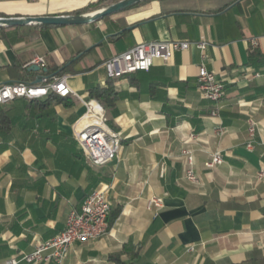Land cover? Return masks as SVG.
I'll return each instance as SVG.
<instances>
[{"label":"crops","instance_id":"obj_1","mask_svg":"<svg viewBox=\"0 0 264 264\" xmlns=\"http://www.w3.org/2000/svg\"><path fill=\"white\" fill-rule=\"evenodd\" d=\"M95 1L0 0V17L68 16ZM201 40L209 43L204 60L191 46L112 81L118 100L103 112L122 148L104 165L73 138L86 112L75 95L72 106L30 107L31 116L21 115L28 102L47 97L0 108L15 121L14 136L0 142V264L59 234L98 189L110 204L107 232L73 244L63 264H264V0L151 1L88 25L0 27V85L17 82L13 66L38 56L93 101L88 92L106 86L102 64L112 56L141 43ZM251 51L260 58L249 60ZM201 64L224 85L215 104L196 90ZM249 119L257 123L252 149ZM216 152L223 163L206 169ZM189 169L198 183L186 180ZM153 197L161 208L147 207Z\"/></svg>","mask_w":264,"mask_h":264},{"label":"built area","instance_id":"obj_2","mask_svg":"<svg viewBox=\"0 0 264 264\" xmlns=\"http://www.w3.org/2000/svg\"><path fill=\"white\" fill-rule=\"evenodd\" d=\"M191 46L200 53L201 59H205V52L209 43L201 40L199 42L170 41V42H147L112 56L104 61L102 67L107 80L117 79L140 72H147L153 66L155 60L168 61L172 55L187 51ZM251 50L256 46L254 39L249 40ZM39 67V71L45 69L46 62L43 57L35 56L25 68ZM257 77V74L254 75ZM34 83L12 82L0 85V108L6 107L18 99L39 100L53 94L60 98L75 95L85 106L86 112L78 119L73 128V138L79 149L96 166L104 165L114 160L121 151L120 134L112 131L105 123L102 107L94 101H85L83 98L73 94L67 85V78L47 77L41 75ZM196 90L199 95L210 103L219 102L224 94V85L218 81L214 73L207 71L204 66L198 69ZM246 133L248 142L247 149H252L257 129V123L252 119L247 120ZM216 136L221 135V130L215 131ZM187 157V163L192 165L190 151H183ZM223 163L219 152L213 153L205 162L206 169H213ZM263 173L257 174L260 180ZM186 180L196 184L198 179L191 169L186 172ZM162 201L151 198L147 207L161 208ZM110 204L106 198L105 191L98 189L86 195L78 209L71 210L66 218L64 229L49 240L39 243L30 254L20 258H10L2 264H63L70 247L75 243L96 241L106 234L108 229V215ZM192 248L189 249L191 251Z\"/></svg>","mask_w":264,"mask_h":264},{"label":"trees","instance_id":"obj_3","mask_svg":"<svg viewBox=\"0 0 264 264\" xmlns=\"http://www.w3.org/2000/svg\"><path fill=\"white\" fill-rule=\"evenodd\" d=\"M119 1L121 0H96L95 2L88 4L85 8L74 12L73 15L90 14L100 9H103L107 6L113 5ZM151 1L163 2L164 0H143L130 8H134V7H137L139 5H142V4L151 2ZM236 1L237 0H233V2H236ZM39 26L48 27V26H43V25H39ZM258 58H260L259 53L257 51H251L249 55V60L258 59ZM13 70L17 74V78H18L17 82H25L23 81L24 76L30 73L28 68H25V67L23 68L21 65H18V64L13 66ZM56 71H57L56 68L47 66L45 67L44 73L42 75L47 76V77H58V75L55 73ZM88 99L95 101L97 104H99L102 107L104 111L107 109L113 108L116 101L118 100V95L114 91L112 80H108L104 88H101V87L91 88L88 92ZM31 104L32 102H28L27 106L24 107V109L22 110L21 115L23 116H28V115L31 116L32 114L34 115V113L36 112L31 113L30 107H34V111H37V113L38 112L40 113L42 109H47L56 104L63 105L64 107L72 106L74 105V101L71 100L69 96L66 98H60L58 96L51 94L42 103H36L34 106H32ZM13 115L14 114L10 112L4 113L0 110V142L2 143H6L8 140H10L14 136L13 132L15 130L14 128L15 121H14ZM116 263L120 264L117 260H116Z\"/></svg>","mask_w":264,"mask_h":264},{"label":"water","instance_id":"obj_4","mask_svg":"<svg viewBox=\"0 0 264 264\" xmlns=\"http://www.w3.org/2000/svg\"><path fill=\"white\" fill-rule=\"evenodd\" d=\"M143 0H121L96 12L84 15H68L58 17H0V27H22L30 25L43 26H82L100 21L101 19L120 13ZM29 71L38 72L39 67L33 66ZM38 82V81H36Z\"/></svg>","mask_w":264,"mask_h":264}]
</instances>
